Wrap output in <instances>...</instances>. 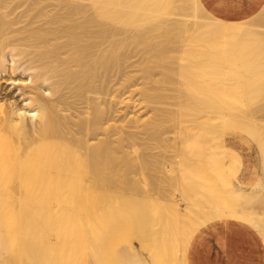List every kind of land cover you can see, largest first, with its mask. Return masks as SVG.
Segmentation results:
<instances>
[{
    "label": "bare ground",
    "instance_id": "obj_1",
    "mask_svg": "<svg viewBox=\"0 0 264 264\" xmlns=\"http://www.w3.org/2000/svg\"><path fill=\"white\" fill-rule=\"evenodd\" d=\"M259 170L264 1L229 21L201 0H0V264H190L227 220L264 244Z\"/></svg>",
    "mask_w": 264,
    "mask_h": 264
},
{
    "label": "crops",
    "instance_id": "obj_2",
    "mask_svg": "<svg viewBox=\"0 0 264 264\" xmlns=\"http://www.w3.org/2000/svg\"><path fill=\"white\" fill-rule=\"evenodd\" d=\"M214 16L240 21L252 16L264 0H201ZM190 264H264V244L249 225L238 221H215L196 235Z\"/></svg>",
    "mask_w": 264,
    "mask_h": 264
},
{
    "label": "rangeland",
    "instance_id": "obj_3",
    "mask_svg": "<svg viewBox=\"0 0 264 264\" xmlns=\"http://www.w3.org/2000/svg\"><path fill=\"white\" fill-rule=\"evenodd\" d=\"M130 49V50H129ZM129 49H126V51H125V53L126 54H129L130 52H132L133 51V49H131V48H129ZM129 52V53H128ZM173 53H174V51H172ZM173 53H171V52H169V53H167V54H165V56L162 58V60H166V61H168L169 59L171 60L172 58H173V56H177V55H175V54H177V52L175 51V54H173ZM169 54V55H168ZM171 54H172V57H171ZM9 59V58H8ZM162 60H160V61H162ZM169 60V61H170ZM173 60H175V59H172L170 62H173ZM157 74V73H156ZM24 76V77H23ZM27 75H23V74H21V76H20V71H17V72H15V73H12V75H6V77L9 79L8 81H7V79H6V77H5V82H4V79H3V88L6 90V91H8L7 93H9L10 94V96H14V98L17 100H19V102H20V93H19V89H17V87L15 88V85L18 83L19 84V82L21 83V81H23V80H26L27 79V77H26ZM158 76L159 77H161L160 75H158L157 74V79H158ZM10 77V78H9ZM163 77V76H162ZM160 78L161 80H163L164 78ZM11 80H16V81H14V83H16V84H12L13 83V81L11 82V83H9ZM166 80L164 79L163 80V82H162V85L163 86H166L165 88V90H163L164 92L163 93H167L168 95L169 94H171V95H176V91H174L175 89V84L173 83V82H170V81H166ZM165 82V83H164ZM166 83H169L168 84V86H167V84ZM171 86V87H170ZM168 87H169V89H171V90H169L168 89ZM167 89H168V91H167ZM170 91V92H169ZM174 93V94H173ZM137 93H135V98L137 97V95H136ZM18 100H17V102H18ZM171 100H172V98H171ZM169 98H167L166 100H164L163 101V103H161V104H158V105H156L157 107H171V108H175L174 106H170L169 104H171L172 103V101H175L176 99H174V100H172L171 101ZM126 109V108H125ZM128 110H129V112H130V114H132V115H137V114H141L142 116H143V118L144 119H149V118H152V116H153V111H152V109H151V107H148V108H145L144 106H143V108H139V107H137V108H135V109H129L128 108ZM142 111V113H139V112H141ZM147 121V120H146ZM168 136H173V134H168ZM248 136V134H246V137ZM227 139L228 140H230V141H232V142H235L236 143V136H233V135H229V136H227ZM246 140H247V138H246ZM238 160H239V170L241 171V165H245V168L246 167H249V168H247L246 169V171H250L251 170V167H253V169H255V167H256V162H255V159H254V151H253V146H252V143H250V142H248L247 141V143H245L244 144V149H242V150H240L239 151V153H238ZM241 161H244V163H240ZM243 165V166H244ZM234 166H235V170H236V163L234 164ZM244 168V169H245ZM259 172H260V177H261V179H262V182H264V171L263 170H259ZM243 177H244V175L242 174L241 176H240V179L242 180L243 179ZM228 180H229V184H228V188L230 189V190H233L234 191V194H236V188H238L239 190H251L252 188H253V183L252 182H250V181H241V180H239V179H236V173L234 174L233 172H229L228 173ZM133 244H134V246H136V247H138V241H134L133 242Z\"/></svg>",
    "mask_w": 264,
    "mask_h": 264
}]
</instances>
